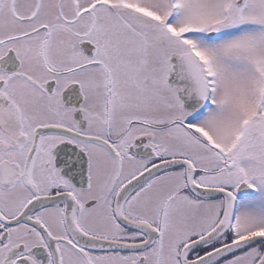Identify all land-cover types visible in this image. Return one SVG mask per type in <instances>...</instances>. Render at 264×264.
<instances>
[{"label": "snow or ice", "instance_id": "obj_1", "mask_svg": "<svg viewBox=\"0 0 264 264\" xmlns=\"http://www.w3.org/2000/svg\"><path fill=\"white\" fill-rule=\"evenodd\" d=\"M0 264H264V0H0Z\"/></svg>", "mask_w": 264, "mask_h": 264}]
</instances>
